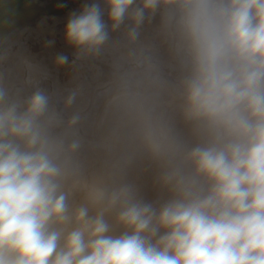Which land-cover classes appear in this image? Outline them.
<instances>
[{
    "label": "clouds",
    "instance_id": "clouds-1",
    "mask_svg": "<svg viewBox=\"0 0 264 264\" xmlns=\"http://www.w3.org/2000/svg\"><path fill=\"white\" fill-rule=\"evenodd\" d=\"M103 4L72 87L0 38V264H264V0Z\"/></svg>",
    "mask_w": 264,
    "mask_h": 264
},
{
    "label": "bare ground",
    "instance_id": "bare-ground-1",
    "mask_svg": "<svg viewBox=\"0 0 264 264\" xmlns=\"http://www.w3.org/2000/svg\"><path fill=\"white\" fill-rule=\"evenodd\" d=\"M87 1L89 0H0V38L9 37L12 41L14 53L25 57L36 65L41 72L47 74V79L42 81V86L50 91L56 88L64 89L74 85L75 73L71 61L75 58V49L69 46L63 37L60 38L59 42L57 41L52 31L53 28L47 27L46 17L51 15L56 24L63 19L62 13L65 10H68L65 15V18L68 19L71 12L79 11V7L87 3ZM91 2H94V0H91ZM95 2H99L102 8L106 7L103 4V0H95ZM158 24L159 15L153 19L151 24L145 25L143 35L152 36ZM25 32L29 34L35 32L38 35L41 34L46 39V44L41 52L33 53L23 43L22 36ZM48 35L49 38L47 37ZM14 46H18V48L15 50ZM60 54L69 57V64L62 67H58L55 64L56 57ZM11 64L13 66L16 64L15 57L11 61ZM101 67L104 66L101 65ZM19 72V68H14V76L19 74ZM84 74L89 77V80L91 79L90 72H85L84 70ZM178 126L183 128V125L179 124V121ZM136 175L142 176L141 182L149 181L150 183L148 182L147 185L151 184L152 186L147 191V196L143 198L149 202L156 200L159 196V189L154 182V170L151 168H147L144 171L137 169Z\"/></svg>",
    "mask_w": 264,
    "mask_h": 264
},
{
    "label": "rangeland",
    "instance_id": "rangeland-1",
    "mask_svg": "<svg viewBox=\"0 0 264 264\" xmlns=\"http://www.w3.org/2000/svg\"><path fill=\"white\" fill-rule=\"evenodd\" d=\"M87 3H92V2H91V0H89V1H87ZM81 7H82V5L79 7V10L81 9ZM66 11L68 12V10H65L62 13V16H63V19L64 20L62 19L61 21L57 22L56 24L54 23L55 21L52 19V16L51 15H48L46 17L47 27L48 28H53L52 31L54 32V34H55L58 42H59V40H60L61 37H63L65 39L64 29H65V25L67 23V19L65 18ZM104 19L107 21V12H106V10H105ZM52 24H55V25H52ZM148 36L151 37V35H148ZM47 37L49 38V35ZM22 39H23V43L25 45H27L29 47V49L33 53L41 52L42 48L46 44V39L43 38L41 34L38 35L35 32L32 33V34H29L28 32H25L24 35L22 36ZM14 48L16 50L18 48V46H14ZM85 72H87V69H85ZM136 172H137V170H135L131 174V177L130 178L133 179V180H135V182L138 184V186L140 188L141 195L143 197L144 196H147V191H149V189L152 188V186H151V184L150 185H147V183L149 181L141 182L142 176H137L136 175Z\"/></svg>",
    "mask_w": 264,
    "mask_h": 264
}]
</instances>
